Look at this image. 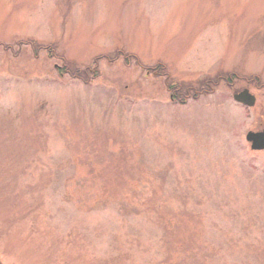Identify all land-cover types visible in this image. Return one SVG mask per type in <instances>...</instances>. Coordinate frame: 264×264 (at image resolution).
<instances>
[{
  "label": "rangeland",
  "instance_id": "374dc122",
  "mask_svg": "<svg viewBox=\"0 0 264 264\" xmlns=\"http://www.w3.org/2000/svg\"><path fill=\"white\" fill-rule=\"evenodd\" d=\"M262 128L264 0H0V260L264 264Z\"/></svg>",
  "mask_w": 264,
  "mask_h": 264
},
{
  "label": "water",
  "instance_id": "95a60500",
  "mask_svg": "<svg viewBox=\"0 0 264 264\" xmlns=\"http://www.w3.org/2000/svg\"><path fill=\"white\" fill-rule=\"evenodd\" d=\"M236 101L248 106H254L256 104V96H254L248 89H244L234 95ZM246 138L251 142V147L254 150L264 149V130L262 131H249Z\"/></svg>",
  "mask_w": 264,
  "mask_h": 264
},
{
  "label": "trees",
  "instance_id": "16d2710c",
  "mask_svg": "<svg viewBox=\"0 0 264 264\" xmlns=\"http://www.w3.org/2000/svg\"><path fill=\"white\" fill-rule=\"evenodd\" d=\"M7 47V46H6ZM10 47V46H9ZM8 48V47H7ZM67 61H70V63L68 62V68L69 67H72V64H75L76 62H74V61H71V60H67ZM154 71H157V70H154ZM153 71V72H154ZM67 72H70L71 74H75L74 73V70L73 69H69ZM86 80H87V78H86ZM167 88H168V90H170L171 92L173 91V89L175 88V87H173L171 84H167ZM190 89H192V88H190ZM188 91H190L189 89L185 92V93H188ZM196 92V91H195ZM173 96L174 97H176L175 99H178L179 101L182 99V97L184 96L183 94H173ZM185 96H187V95H185Z\"/></svg>",
  "mask_w": 264,
  "mask_h": 264
}]
</instances>
